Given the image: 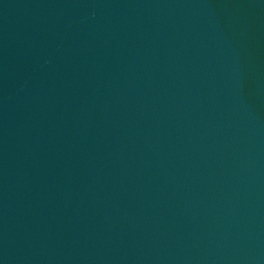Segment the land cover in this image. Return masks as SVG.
I'll return each mask as SVG.
<instances>
[{"label": "water", "instance_id": "water-1", "mask_svg": "<svg viewBox=\"0 0 264 264\" xmlns=\"http://www.w3.org/2000/svg\"><path fill=\"white\" fill-rule=\"evenodd\" d=\"M0 264H264V0H0Z\"/></svg>", "mask_w": 264, "mask_h": 264}]
</instances>
